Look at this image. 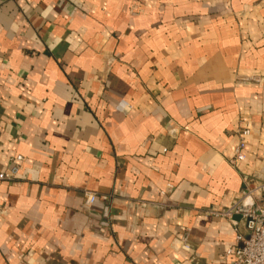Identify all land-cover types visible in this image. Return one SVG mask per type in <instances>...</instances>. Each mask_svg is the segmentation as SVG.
<instances>
[{
	"label": "crops",
	"instance_id": "1",
	"mask_svg": "<svg viewBox=\"0 0 264 264\" xmlns=\"http://www.w3.org/2000/svg\"><path fill=\"white\" fill-rule=\"evenodd\" d=\"M17 156L0 264H231L244 222L207 212L264 181V0H0V173Z\"/></svg>",
	"mask_w": 264,
	"mask_h": 264
},
{
	"label": "built area",
	"instance_id": "2",
	"mask_svg": "<svg viewBox=\"0 0 264 264\" xmlns=\"http://www.w3.org/2000/svg\"><path fill=\"white\" fill-rule=\"evenodd\" d=\"M251 135L249 128H242L239 133V144L230 160L231 165L237 168L246 160L247 138ZM22 156H17L11 163L9 170L0 173V182L15 181L20 171ZM246 191L233 208L226 211H208L211 216L225 217L228 219L241 215L247 235L238 232L236 245L228 249L220 258V262L232 259L231 264H264V181L250 179L245 182ZM97 195L86 193L85 205L90 207L95 204ZM251 201V202H250ZM183 245L190 249L189 236L183 237Z\"/></svg>",
	"mask_w": 264,
	"mask_h": 264
},
{
	"label": "water",
	"instance_id": "3",
	"mask_svg": "<svg viewBox=\"0 0 264 264\" xmlns=\"http://www.w3.org/2000/svg\"><path fill=\"white\" fill-rule=\"evenodd\" d=\"M232 221L234 222H238L239 219H242V216L241 215H238V216H234L233 218H231Z\"/></svg>",
	"mask_w": 264,
	"mask_h": 264
}]
</instances>
